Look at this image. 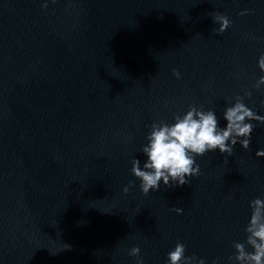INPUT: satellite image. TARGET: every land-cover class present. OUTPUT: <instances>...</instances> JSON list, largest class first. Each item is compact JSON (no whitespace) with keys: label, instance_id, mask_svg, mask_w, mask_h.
I'll return each mask as SVG.
<instances>
[{"label":"water","instance_id":"95a60500","mask_svg":"<svg viewBox=\"0 0 264 264\" xmlns=\"http://www.w3.org/2000/svg\"><path fill=\"white\" fill-rule=\"evenodd\" d=\"M47 3L0 0V264H137L136 246L169 264L177 243L234 264L264 199V123L249 121L248 149L197 156L182 187L144 195L132 161L143 168L153 123L190 105L222 128L237 96L264 116V0Z\"/></svg>","mask_w":264,"mask_h":264},{"label":"clouds","instance_id":"9594fccd","mask_svg":"<svg viewBox=\"0 0 264 264\" xmlns=\"http://www.w3.org/2000/svg\"><path fill=\"white\" fill-rule=\"evenodd\" d=\"M55 3V0H52ZM47 0L43 7L47 8ZM241 15L247 14L241 12ZM214 21L219 23L218 33L225 32L232 24L228 16L216 13ZM258 66L264 71V55L259 58ZM173 73L180 77L178 70ZM264 84V76H261L255 87L260 88ZM245 95L251 97V92ZM244 97L237 96L235 103L226 108L224 120L226 127H221L219 118L214 110H204L190 105L189 110L181 116L174 117L175 122L169 124L160 121L151 125V131L147 137L148 143L142 149L147 159L141 167V161L133 159L132 172L141 181V191L148 195L150 191H159L161 181L168 188L182 187L190 183V178L199 176L200 166L196 161L197 156H204L208 152L219 150L221 154L229 156L234 153V146L239 142L243 148L248 149L251 144V135L256 127L249 121L255 120L264 123V116L258 115L243 102ZM230 141V143H229ZM257 156H264V150H258ZM133 182L124 188L127 193ZM252 215L245 231L248 234L245 242H234L236 253L228 257L234 264H264V199L257 198L250 201ZM176 213L181 214L182 208H174ZM250 246L253 251H248ZM186 246L177 243L174 250L168 253L169 264H205L204 259L195 255L186 256ZM129 255L137 257V264H143L140 258V248H131ZM213 264H218L214 261Z\"/></svg>","mask_w":264,"mask_h":264}]
</instances>
